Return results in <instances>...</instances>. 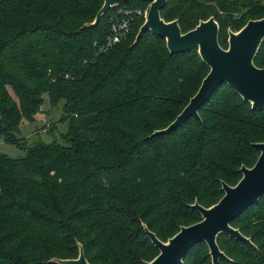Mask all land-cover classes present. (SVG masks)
<instances>
[{"label": "trees", "instance_id": "16d2710c", "mask_svg": "<svg viewBox=\"0 0 264 264\" xmlns=\"http://www.w3.org/2000/svg\"><path fill=\"white\" fill-rule=\"evenodd\" d=\"M264 2V0H262ZM239 3H242L239 5ZM253 0H167L161 17L178 20L182 33L213 17L218 43L239 31L240 9ZM103 0H0V141L25 157L0 156V264H52L76 259L78 244L89 264H144L158 251L142 225L162 242L200 220L190 206L208 208L234 186L241 166L254 165L264 141V111H253L222 84L190 118L167 135L209 69L196 49L170 55L149 32L98 53L109 35L108 10L95 27ZM131 0L119 7L146 9ZM240 6V7H238ZM236 9V10H235ZM260 17L259 19H262ZM258 20V19H253ZM264 68V43L254 60ZM44 95L63 102L62 143L20 137ZM231 226L253 246L220 235L230 261L264 264V196ZM183 264H211L191 255ZM208 249V248H207Z\"/></svg>", "mask_w": 264, "mask_h": 264}, {"label": "water", "instance_id": "95a60500", "mask_svg": "<svg viewBox=\"0 0 264 264\" xmlns=\"http://www.w3.org/2000/svg\"><path fill=\"white\" fill-rule=\"evenodd\" d=\"M131 0H103L93 22L87 27H95L104 14ZM147 3L145 22L140 26L133 44H136L144 33L149 32L165 41L170 55H178L197 50L201 61L209 69L197 92L190 98L175 120L162 130L154 131L148 138L167 135L181 127L187 120H199L198 110L212 97L222 84L227 85L253 111H264V68L254 65V60L264 43V18L249 20L239 31H227V48L218 43L219 26L213 17L198 24L186 33H182L178 20L166 22L160 15L167 0H137ZM259 152L256 162L250 168L241 166V178L234 186L221 182L223 192L220 200L205 208L194 202L190 207L200 215V220L189 226L180 227L179 231L166 242L160 241L154 233L142 225L147 237L158 251V254L144 264H183L188 251L197 244L203 243L208 248L211 264L230 261L217 244L220 235L253 246L249 238L231 226L247 208L257 205L264 196V141L253 144ZM79 253L76 259H51L52 264H89L85 259L82 246L78 244Z\"/></svg>", "mask_w": 264, "mask_h": 264}, {"label": "rangeland", "instance_id": "374dc122", "mask_svg": "<svg viewBox=\"0 0 264 264\" xmlns=\"http://www.w3.org/2000/svg\"><path fill=\"white\" fill-rule=\"evenodd\" d=\"M253 1L256 2L254 3L255 9L260 8V6H264V2L262 0ZM227 2H231V0H227ZM241 4L242 3H239V5ZM240 16L241 22L247 23L249 20L259 19L260 17H263L264 11L255 12L253 8L242 9L241 7ZM43 101L44 102L41 106V111L35 116L34 121H22V123L20 124V137L26 140L28 146L38 141L47 144L53 141H58L59 143H62L60 135L65 134L67 131V124L60 122L61 117L63 115V102H58V104L52 108L49 104V100L46 95H44ZM0 156H4L9 160H17L25 157V152L23 149L15 145H9L4 143L3 141H0ZM191 255L194 256L196 259L207 260L206 258L208 255V249L204 246H197L192 250Z\"/></svg>", "mask_w": 264, "mask_h": 264}, {"label": "built area", "instance_id": "2783aa9c", "mask_svg": "<svg viewBox=\"0 0 264 264\" xmlns=\"http://www.w3.org/2000/svg\"><path fill=\"white\" fill-rule=\"evenodd\" d=\"M145 10L140 8H116L109 16V35L103 44H95L98 53H104L128 39L133 30L145 22Z\"/></svg>", "mask_w": 264, "mask_h": 264}]
</instances>
